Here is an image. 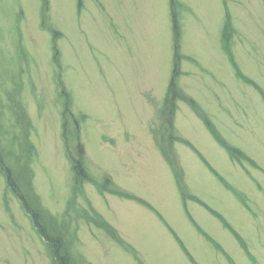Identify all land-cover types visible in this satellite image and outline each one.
I'll return each mask as SVG.
<instances>
[{
	"label": "rangeland",
	"instance_id": "obj_1",
	"mask_svg": "<svg viewBox=\"0 0 264 264\" xmlns=\"http://www.w3.org/2000/svg\"><path fill=\"white\" fill-rule=\"evenodd\" d=\"M0 151L72 264H264V0H0ZM0 264H52L1 172Z\"/></svg>",
	"mask_w": 264,
	"mask_h": 264
},
{
	"label": "trees",
	"instance_id": "obj_2",
	"mask_svg": "<svg viewBox=\"0 0 264 264\" xmlns=\"http://www.w3.org/2000/svg\"><path fill=\"white\" fill-rule=\"evenodd\" d=\"M177 41H178V37H177ZM177 41H176V51H177V48H178L177 47ZM231 57H232V55H231ZM232 62H233L232 64H234L233 59H232ZM176 69L177 68L175 67V70H174V73H173V76H172L173 78L178 74ZM237 72H238V76L240 78H242V80H243L245 77L240 74L239 70ZM245 82L250 84L251 86L255 87L254 86L255 85L254 82L249 81L246 78H245ZM168 90L170 92L168 91L167 97L165 98V100H166L165 104L168 105L167 109H168L170 114L166 116L169 121L164 120V122H165L164 125H166V127L163 128V129H164L165 132H170L172 127H173L171 120H172V118L174 116V113H175V111H173V110L175 109L176 104H175L174 101H172V98L178 99L179 96H180L179 92H177L178 90H176V88H175V83L173 81L170 82ZM259 92L262 93L261 90H259ZM69 101H70V99H69ZM192 107L195 110H197L193 105H192ZM197 112H198V116L200 117V119L205 120L209 132H211V134L216 138V136H215L216 132L214 131V129H212L209 126V121L206 119V117H204V114L201 113L199 110H197ZM171 136H172V134H171ZM163 139H164V137H163ZM223 145H225L223 147L226 148V150L229 152V155L232 157V159H237V160L241 161L240 158L244 157L243 154H241L243 157L240 155V152L233 151L232 149H230L225 143H223ZM1 153L2 152L0 151V154ZM67 159H68V157H67ZM244 159H246V158H244ZM69 160H70L71 165L73 166L72 169H73V172H74V175H75L76 183L78 182V180L81 182V180L83 178L84 179L86 178L85 177V173L81 172L82 174H80V175L77 174L79 172L77 171V165L75 166V163L73 161L74 159L72 160L69 157ZM166 162H167L168 165L175 166L173 163H171V161H169L167 159H166ZM242 162L243 161H241V163ZM78 164H79V162H78ZM7 167H6L5 162L3 161L2 156L0 155V172L3 173L4 176L6 177V182L8 183V187L12 190V192L16 193L17 196L19 197V199L22 201L23 208L26 211V213L31 216L32 222L35 225L36 231L44 239V241H45V243H46V245H47V247H48V249L50 251V255L52 257V264H72L71 255L69 254L68 246H67V244L64 243V240H63L62 236L58 235V236L55 237V235H53L51 233H48V231L46 232L45 228L42 226V224H40L41 220H40L39 214L37 212L34 213L32 211V208H31L30 204L25 201L23 193L20 192V187L18 188V184L13 181L12 173H11L10 168L9 167L7 168ZM24 178H25V181L28 182V180H27L28 177L25 176ZM30 190L31 189L27 190L28 194L31 192ZM124 197H126V196H124ZM126 198H128L130 200L131 199H135L137 201H140L141 204L143 203V204L149 206L143 200L141 201V200H139V199H137L135 197H132V196L128 197L127 196ZM111 236L113 237V235H111ZM120 246H122V248H126L125 245H123V244L122 245L120 244ZM125 250H129V248L127 247V249H125Z\"/></svg>",
	"mask_w": 264,
	"mask_h": 264
},
{
	"label": "bare ground",
	"instance_id": "obj_3",
	"mask_svg": "<svg viewBox=\"0 0 264 264\" xmlns=\"http://www.w3.org/2000/svg\"><path fill=\"white\" fill-rule=\"evenodd\" d=\"M67 155H68V152H67ZM235 220H237V219H235Z\"/></svg>",
	"mask_w": 264,
	"mask_h": 264
}]
</instances>
